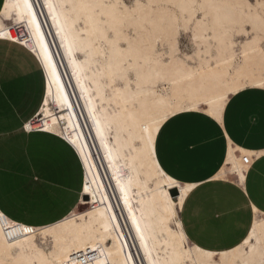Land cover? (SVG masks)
I'll list each match as a JSON object with an SVG mask.
<instances>
[{"label": "bare ground", "instance_id": "bare-ground-1", "mask_svg": "<svg viewBox=\"0 0 264 264\" xmlns=\"http://www.w3.org/2000/svg\"><path fill=\"white\" fill-rule=\"evenodd\" d=\"M0 39L39 59L46 93L32 125L76 148L87 190L78 209L89 205L43 227L41 246L0 210V264H264V216L230 250L189 241L178 207L193 184L156 155L169 117L221 119L231 95L264 88V0H5ZM256 155L232 146L217 176L242 182ZM92 251L86 263L72 257Z\"/></svg>", "mask_w": 264, "mask_h": 264}, {"label": "crops", "instance_id": "crops-1", "mask_svg": "<svg viewBox=\"0 0 264 264\" xmlns=\"http://www.w3.org/2000/svg\"><path fill=\"white\" fill-rule=\"evenodd\" d=\"M6 48L0 42V210L42 227L78 209L84 167L60 135L25 131L42 107L46 76L31 51L25 56ZM232 146L257 153L242 182L217 176L228 167ZM156 155L166 173L193 184L179 210L189 241L216 252L238 246L264 216V88L231 95L221 119L201 110L169 117L158 132Z\"/></svg>", "mask_w": 264, "mask_h": 264}, {"label": "rangeland", "instance_id": "rangeland-1", "mask_svg": "<svg viewBox=\"0 0 264 264\" xmlns=\"http://www.w3.org/2000/svg\"><path fill=\"white\" fill-rule=\"evenodd\" d=\"M124 1L128 5H132L134 0H124ZM251 1L252 2H255V0H251ZM0 42H3V43L6 44V47H8V48H6L7 50H10V51H13V52H17L19 55H25L26 56V55H29L30 54V51L29 50H27L25 47H23V46H21V45H19L17 43H14V42H11V41H6V40H0ZM191 45H193V42L191 41L189 34L182 33V35L180 36V48L183 50V52L184 53L192 54L193 53V49H194V45L192 47H191ZM86 191L87 190L85 188V184L83 183V194ZM176 202H178V201L176 200ZM87 207H89V205H87ZM87 207H80L78 209V211H83ZM178 210H180L179 207H178ZM26 226L32 232H34L37 235L36 242L41 246V243H40L41 242L40 233H41V230L43 229V227H45L46 225L45 226H42V227H30L28 225H26Z\"/></svg>", "mask_w": 264, "mask_h": 264}, {"label": "built area", "instance_id": "built-area-1", "mask_svg": "<svg viewBox=\"0 0 264 264\" xmlns=\"http://www.w3.org/2000/svg\"><path fill=\"white\" fill-rule=\"evenodd\" d=\"M37 120V117L35 116L34 118H32L30 121H28V123H30L29 126H27V123L24 125V129L27 132H33V131H44L41 127H34L32 124H34ZM254 159H252L253 162ZM246 162H249V158H245ZM251 162V163H252ZM95 254H93L92 252H77L74 253L72 255L73 259H76L77 261H79L80 263H86L88 260H90L91 257H93Z\"/></svg>", "mask_w": 264, "mask_h": 264}, {"label": "water", "instance_id": "water-1", "mask_svg": "<svg viewBox=\"0 0 264 264\" xmlns=\"http://www.w3.org/2000/svg\"><path fill=\"white\" fill-rule=\"evenodd\" d=\"M172 193H173L174 195H176V194L178 193V189H177V188H174V189L172 190Z\"/></svg>", "mask_w": 264, "mask_h": 264}]
</instances>
